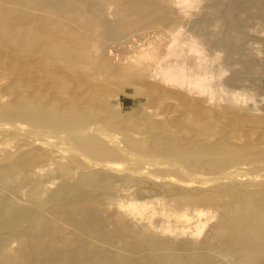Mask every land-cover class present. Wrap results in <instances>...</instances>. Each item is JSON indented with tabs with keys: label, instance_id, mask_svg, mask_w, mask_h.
Listing matches in <instances>:
<instances>
[{
	"label": "rangeland",
	"instance_id": "374dc122",
	"mask_svg": "<svg viewBox=\"0 0 264 264\" xmlns=\"http://www.w3.org/2000/svg\"><path fill=\"white\" fill-rule=\"evenodd\" d=\"M86 1L91 0H0V111H4L0 112V264H75L51 251L60 240L81 244L78 250L86 261L77 264L95 256L100 259V253L127 259L149 253L153 259L144 264H264V229L257 247L243 254L229 237L235 212L264 219V154L258 148V153L253 151L261 146L264 152V5L247 2L237 8L232 0H139L151 5L143 4L142 11L135 12L129 9V0H101L93 6L84 5ZM226 19V34L218 38ZM23 95L37 100H23ZM83 95L104 110L83 100ZM14 96L23 108L59 106L74 127L86 118L83 128L87 125L91 134L87 128L83 133L89 140L104 141L109 131L105 140L114 137L137 156H156L150 147L154 139L190 137L194 156L199 157L193 162L202 171L194 165L186 172L177 163L179 171L154 170L147 162H130L127 155L113 160L119 163L120 168L112 163L118 170L104 169L110 176L98 168H83L86 159L81 154L93 161L96 157L81 151L75 140H68L71 148L47 138L55 144L49 147L45 140L25 134L34 128L19 124ZM78 102L86 105L80 107ZM92 113L111 116L103 120L100 116L98 121ZM91 120L102 122L95 127ZM240 141L245 143L241 148ZM134 144H141L137 145L141 153L134 151ZM243 146L258 155L249 156L251 151ZM226 149L233 153L238 149L231 153L233 160ZM200 156L205 164L198 162ZM207 177L210 181L205 183ZM221 183L232 186L219 190ZM73 209L84 216L79 228L70 225ZM36 229L43 230L36 251L39 258L32 250L26 254L30 247L26 237Z\"/></svg>",
	"mask_w": 264,
	"mask_h": 264
},
{
	"label": "bare ground",
	"instance_id": "6f19581e",
	"mask_svg": "<svg viewBox=\"0 0 264 264\" xmlns=\"http://www.w3.org/2000/svg\"><path fill=\"white\" fill-rule=\"evenodd\" d=\"M97 1H101V0H91V1H86L85 3L84 2H82V3H84V5H87V6H91L92 4H95ZM128 1V0H127ZM141 1V0H140ZM143 1V0H142ZM145 1H147V0H144V2ZM237 2V8H238V6H240V7H242V5L243 4H246L247 2H252L253 4H262V6L264 5V0H232V2ZM139 2V0H129V5H128V7H129V9H134L135 10V12H140L139 10H141L142 11V9H143V2L140 4V2ZM150 2V1H149ZM149 2L147 3H145V4H149ZM229 2H230V0H229ZM44 3H46V2H44ZM144 4V5H145ZM119 5V4H118ZM149 5H151V4H149ZM258 5V6H259ZM48 6V5H47ZM93 6V5H92ZM95 6H97V5H95ZM120 6V5H119ZM234 6V5H233ZM244 6V5H243ZM118 7V6H117ZM126 7V6H125ZM45 8V7H44ZM48 8V7H47ZM146 8V7H145ZM231 8V7H230ZM229 8V9H230ZM235 8V7H234ZM233 8V9H234ZM122 10L123 9H125L124 7L123 8H121ZM120 9V10H121ZM45 10H47L46 8H45ZM97 10V9H96ZM228 10V9H227ZM240 10V9H239ZM126 11H127V9H126ZM234 11V10H233ZM232 11V12H233ZM121 12H123V11H121ZM102 13V12H101ZM104 13V12H103ZM102 13V14H103ZM230 13V12H229ZM234 13L235 12H233V14L232 13H230L231 14V16L230 17H232L233 15H234ZM101 14V15H102ZM118 14V13H117ZM122 14V13H121ZM225 15L227 14V12L226 13H224ZM119 15H120V13H119ZM217 15V14H216ZM220 15V14H219ZM91 16V15H90ZM221 16V15H220ZM89 17V16H88ZM222 17V16H221ZM234 17V16H233ZM76 18V17H75ZM91 18V17H90ZM223 18V17H222ZM230 19H232V18H230ZM235 20V19H234ZM110 23V22H109ZM221 23H222V30L219 32V35H218V38H220V37H222V35L226 32V30H225V26H226V24H227V19H226V23H225V21L223 20V21H221ZM229 26V25H228ZM232 26H230V28H231ZM228 29H229V27H228ZM226 34V33H225ZM215 40V39H214ZM214 40H213V42H214ZM238 40V39H237ZM228 49V48H227ZM223 52H224V50H223ZM6 53V52H5ZM3 55V54H2ZM1 55V56H2ZM3 57V56H2ZM1 59V58H0ZM26 80V79H25ZM25 82V81H24ZM75 85V84H74ZM13 87V86H12ZM19 88V87H18ZM74 88V87H73ZM75 88H77V87H75ZM47 89V88H46ZM91 89V88H90ZM74 90V89H73ZM76 90V89H75ZM48 91V90H47ZM70 92H72L71 90H70ZM80 92V91H79ZM82 93H83V91H81ZM17 93H19V92H17L16 91V94ZM70 94V93H69ZM72 95H73V92L71 93ZM79 94H81V93H79ZM18 95V94H17ZM66 95H68V93H66ZM78 95V94H77ZM76 95V96H77ZM16 96V95H15ZM13 97L12 99H11V101H13V99L14 98H16V97ZM19 97H20V95H18ZM24 96V95H23ZM35 96V95H34ZM19 97L17 98V100H19ZM25 97V96H24ZM33 97V96H32ZM32 97L30 96V97H28V98H24L23 100H26V99H28L29 100V98H31L30 99V101H33V99H34V101L35 100H37L36 98H33L32 99ZM71 97V96H70ZM78 97L79 98H81L82 99V97H80V95H78ZM74 99H75V97H74ZM77 100H78V98H76ZM80 99V101H82ZM87 100L88 99V101H89V99H91V98H88L87 97V99H86V97L84 98V95H83V100ZM16 100V99H15ZM13 101L14 103L12 104V105H14V108H15V103H16V105L17 104H19V103H22V102H19V101ZM20 100H22V99H20ZM40 100V99H39ZM19 102V103H18ZM37 102V101H36ZM66 102V101H65ZM64 102V103H65ZM74 102V101H73ZM90 103H93V105L96 103H94V102H92V101H89ZM38 103V102H37ZM67 103H69L68 101H67ZM83 103V102H82ZM23 104H25V102L23 103ZM66 104V103H65ZM71 104V103H70ZM69 104V105H70ZM74 104H76V103H74ZM79 106H80V104H81V102H78L77 103ZM187 104V103H186ZM6 105V104H5ZM11 104H9V106H10ZM20 105L21 104H19V107H17L18 109L17 110H15V114H16V117H17V119H18V121H19V124H20V122H24L23 123V125H27V126H30V127H32V128H34L33 130H29L28 128V130L26 131V133L25 134H27V135H29V136H32L33 138L35 137V139H39V141H41L42 142V140H40V139H43V142H44V140H45V142H44V145H48L49 147H52V146H54L55 144H53L52 142L50 143V141H48V139H50V138H55V139H57L58 141H60V143L59 144H61V142L62 141H64V142H66V143H68V144H70V146L71 145H73V144H71V143H69L70 141H68V140H71V139H73V140H75L77 143H78V145H79V147L81 148L80 150L81 151H83V152H85V154L87 153V154H89V155H91L90 157L91 158H94V157H96V158H98L100 161H97L96 160V158L94 159L95 161H93V160H90V159H88L85 155H82L81 154V156H83V158H85L86 159V162H85V164H83L81 167H87V169H92V168H98V169H100V170H102V171H104L103 172V174H106V175H109L110 176V174L109 173H107L105 170H112V171H116V170H118V168H120L119 166L120 165H118L119 163H117V162H113V160H116L119 156H126L127 155V158H129L130 159V162H132L133 163V160L135 159V160H140L138 163H141V161H142V163L144 162H147V163H149L148 165H147V167L149 166L150 167V165H151V167H154V170L155 169H157V170H159V171H161V169H166V168H172V171H173V168H174V170L175 171H179V169L177 168V167H175L174 165H176V163L178 164V165H180L181 167V170H185L186 172H187V170L190 168V167H193L196 163L195 162H193V160H198V158L196 159V157L194 156V154L196 153L195 152V150H193V148H191V145L190 144H192L191 143V141L192 140H190V137H188V138H186V136L184 137L185 139H174L173 138V136L172 137H170V136H163V137H161V138H157V139H154L153 141H152V144H151V146L150 147H152V149H151V151L153 152V154L154 155H156V156H151L150 158H149V156L147 157V156H145V157H143L144 155H146V154H142L141 153V151L142 150H140V148H138V146L137 145H139V144H134L135 146H133V147H135L136 149L134 150L135 152L136 151H140L139 153H141L140 155L138 154V156L137 155H135V154H133V152L132 153H130V152H128V150H125V148H123L122 147V145L121 146H119L120 145V141L118 140V139H116V138H114V137H112V138H110V136H109V139L108 140H110L109 142H107L106 143V141H108V140H105V134H106V132H105V134H104V136H103V138H104V141H103V139H102V137H101V139H94V140H89L88 138H87V135H89V134H91L90 133V131H88L89 129V127L87 128V125H86V128H87V131L89 132V134H87L86 135V133H83L84 131V129H86L85 127L83 128V125H85V123L86 122H88V120L86 121L85 119L86 118H84V120H82V119H78V118H80V117H75V116H73V114H72V116L73 117H75L76 119H78V121H80V120H82V122H81V124H79L80 126H76L78 129H79V131L80 132H78V133H76L75 132V130H76V127H74L73 125H72V119H68V120H70V121H68L67 120V118H65L64 116L66 115V113H65V111H66V109L64 110V108H63V110H64V112L63 113H65V114H62L60 111V109H62V108H59V106H58V109H57V107H56V109H55V107L53 108L52 106V110H47V109H45V108H43V107H30L29 108V106L28 105H25L27 108H23V106L24 105H21V108H20ZM64 105V104H63ZM78 105H76V109H77V111L79 112V110L80 109H78L77 108V106ZM82 105V104H81ZM83 105H86V103H83ZM82 105V106H83ZM93 105L91 106V104H90V106H89V104H88V107H90L89 108V110L91 109H94V108H91V107H93ZM99 105H101V104H99ZM97 106V103H96V105H94L96 108L98 107V109H99V107H100V109H101V106ZM1 106V105H0ZM18 106V105H17ZM45 106V105H44ZM50 106V105H49ZM78 106V107H79ZM186 106V105H185ZM3 107V106H2ZM4 107H6V106H4ZM11 107H13V106H11ZM60 107H62V104H61V106ZM70 107V106H69ZM68 107V108H69ZM71 107H74L73 108V111H75V105L74 106H71ZM71 107H70V110H71ZM81 107V106H80ZM187 107H188V105H187ZM1 108V107H0ZM10 108V107H9ZM46 108H48V106L46 107ZM7 109H8V106H7ZM49 109V108H48ZM54 109V110H53ZM88 109V108H87ZM98 109H96V110H98ZM99 109V110H100ZM3 110H6V109H3ZM60 110V111H59ZM68 110V109H67ZM96 110H95V115H96ZM101 110H104V109H101ZM107 110V109H106ZM1 111H2V109H1ZM0 111V112H1ZM72 111V110H71ZM72 111V113H74ZM83 111V110H82ZM85 111H86V109L84 110V112H82V113H85ZM88 111V110H87ZM93 111V110H92ZM169 111H171V109L169 110ZM2 112H4V111H2ZM69 111H67V113H68ZM77 112V113H78ZM99 112H101V111H99ZM102 112H104V111H102ZM201 112V111H200ZM10 113V112H9ZM77 113H75V114H77ZM82 113H81V115H82ZM90 113V112H89ZM98 113V112H97ZM108 113V112H107ZM110 113V112H109ZM116 113V112H115ZM1 114V113H0ZM8 114V113H7ZM7 114L5 115L4 114V116H5V120H6V118L7 117H9V116H7ZM69 114V113H68ZM100 114V113H99ZM104 114H106V113H104ZM103 114V115H104ZM3 114H1V116H2ZM10 115V114H9ZM70 115V114H69ZM78 115V114H77ZM76 115V116H77ZM79 115H80V113H79ZM84 115H88L87 113L86 114H84ZM90 115V114H89ZM94 116V113H92L91 114V116ZM102 114H100V116H101ZM67 116V115H66ZM90 116V118L93 120V117H91ZM99 115L98 116H94V117H97L98 118V121H99V119L102 117H100ZM108 116V115H107ZM106 115H104L103 117H102V120H103V118L105 117H107ZM109 116H111V115H109ZM108 116V117H109ZM115 116V115H114ZM83 117V116H82ZM88 117V116H87ZM100 117V118H99ZM11 118H12V121L13 120H17L16 118H15V116L13 117V116H11L9 119L11 120ZM14 118V119H13ZM75 118H73V120L75 119ZM126 118V117H125ZM2 119H4V117L2 118ZM8 119V118H7ZM88 119V118H87ZM95 119V118H94ZM111 119V118H110ZM91 120V121H92ZM108 120H109V118H108ZM107 120V121H108ZM113 120V119H112ZM8 121V120H7ZM76 121V120H75ZM94 121V120H93ZM90 122V123H94V126L97 124H99V123H101V122H98L97 120L95 121V122ZM106 120H105V123H108ZM118 121H120V120H118ZM16 122V121H15ZM15 122H14V124H15ZM98 122V123H97ZM117 122V121H116ZM10 123H12V122H10ZM74 123V122H73ZM115 123V122H114ZM2 124V123H1ZM1 124H0V126H1ZM13 124V123H12ZM76 124H78L77 123V121H76V123H75V125ZM88 124V123H87ZM116 124V123H115ZM22 125V124H21ZM92 125V124H91ZM91 125H89L90 127H92L93 128V126H91ZM112 125V124H111ZM2 126H5V125H2ZM156 126V125H155ZM154 126V127H155ZM6 128L7 127H9V129L7 128V130H10V128H12V127H10V126H5ZM5 127H4V129H5ZM18 127H21L20 125L18 126ZM25 127V126H24ZM95 127H97V126H95ZM118 127H120V126H118ZM159 127V126H158ZM157 126L155 127V128H158ZM13 128L14 129H16L14 126H13ZM22 129H23V127H21ZM47 128V129H46ZM48 128H51V130H52V128L53 129H55V131H56V129L58 130V129H62L63 130V132L64 131H66L65 133H62V132H54V130L53 131H51L50 129H48ZM92 128H90L91 130H92ZM99 128H101V127H99ZM175 128H177V127H175ZM203 128V127H202ZM17 129H19V128H17ZM78 129H77V131H78ZM95 131H96V129H97V131L98 132H100V133H103V132H101V130L99 129L98 130V128H93ZM128 129V128H127ZM160 128H158V129H156V131L157 130H159ZM178 129V128H177ZM180 129V128H179ZM6 130V129H5ZM21 130V129H20ZM26 130V129H25ZM61 130V131H62ZM93 130V131H94ZM104 130V129H103ZM130 130V129H129ZM167 130V129H166ZM201 130V129H200ZM15 131H18L19 132V130H15ZM23 131V130H22ZM58 131H60V130H58ZM86 131V130H85ZM160 131H161V129H160ZM159 131V132H160ZM180 131V130H179ZM204 131V130H203ZM92 132V131H91ZM126 132V131H125ZM129 132H131V131H129ZM184 132V131H183ZM215 132V131H214ZM116 133H118V132H116ZM128 133V132H127ZM96 134V133H95ZM108 134H109V131H108ZM108 134H106V136L108 135ZM113 134H114V132H113ZM164 134H166V133H164ZM173 134V133H172ZM185 134V133H184ZM94 135V134H93ZM99 135V134H98ZM118 135V134H117ZM116 135V136H117ZM122 135V134H121ZM130 135V134H129ZM167 135H170V134H167ZM183 135V134H182ZM198 135V134H197ZM100 136V135H99ZM99 136H97V137H99ZM101 136H102V134H101ZM133 136V135H132ZM175 136H177V135H175ZM174 136V137H175ZM96 137V138H97ZM122 137V136H121ZM181 137V136H180ZM48 138V139H47ZM193 138V137H192ZM216 138V137H215ZM224 138V137H223ZM107 139V138H106ZM194 139V138H193ZM197 139V138H196ZM260 139V138H259ZM259 139H258V141H255V143L256 142H258V144H259ZM131 140V139H130ZM219 140V139H218ZM248 140V139H247ZM247 140H245V141H247ZM257 140V139H256ZM131 141H134V140H131ZM131 141H130V143H131ZM195 141V140H194ZM216 141H217V138H216ZM216 141H214V142H216ZM252 141V140H251ZM42 142V143H43ZM201 141H199V143H200ZM209 142V141H208ZM214 142H212V143H210V144H212V145H216V144H218V143H220V141L219 142H216V144H213ZM243 142V141H242ZM242 142L240 141V143H239V146L240 145H242ZM249 141H247V143H248ZM55 143V142H54ZM66 143H64V144H66ZM133 143V142H132ZM135 143H137L136 141H135ZM139 143V142H138ZM206 143V142H205ZM222 143V142H221ZM246 143V144H247ZM250 143V142H249ZM248 143V144H249ZM58 144V143H57ZM143 144V143H142ZM202 144H204L203 143V141H202V143H200V145H202ZM207 144V143H206ZM223 144V143H222ZM222 144H219V146L220 145H222ZM229 144H230V142H229ZM232 144V143H231ZM230 144V147L232 146ZM245 143L243 142V145H244ZM253 143H250V145H252ZM141 145V144H140ZM139 145V146H140ZM223 145H225V144H223ZM228 145V144H227ZM233 145H235V142L233 143ZM66 146V145H65ZM68 146V145H67ZM66 146V147H67ZM192 146H193V144H192ZM206 146V145H205ZM207 146H209V143H208V145ZM206 146V147H207ZM218 146V147H219ZM226 146V145H225ZM224 146V147H225ZM236 146V145H235ZM238 146V145H237ZM259 146V145H258ZM64 147V146H63ZM73 146H71V148H72ZM202 147V146H201ZM200 147V148H201ZM204 147V146H203ZM205 147V148H206ZM213 147V146H212ZM230 147H229V149H230ZM234 146H232L231 148H233ZM244 147V146H243ZM252 147H253V145H252ZM259 147H261V146H259ZM259 147H255L254 149H253V151H255L257 148V150L259 151V153H261V155L262 154H264V152L261 150V148L259 149ZM61 148H62V146H61ZM70 148V149H71ZM144 148V147H143ZM200 148H199V151H200ZM205 148H204V150H205ZM211 147L209 146V149H210ZM235 148H237V147H235ZM234 148V149H235ZM240 148H241V146H240ZM245 148V150H246V152H247V149L249 148V151H251V149H250V147H248L247 146V148L246 147H244ZM126 149H127V147H126ZM131 149V148H130ZM138 149V150H137ZM198 149V148H197ZM211 149H213L214 150V148H211ZM211 149H210V151H211ZM215 149H218V148H215ZM229 149L227 150V152H230L229 151ZM63 150V149H62ZM68 150H69V148H68ZM72 150V149H71ZM201 150H202V148H201ZM206 150H208V148L206 149ZM205 150V151H206ZM221 150V149H220ZM219 150V152L222 154V150L220 151ZM233 150V149H232ZM238 150V149H237ZM237 150H233L234 151V153L237 151ZM245 150H240V152L239 153H241L242 152V154H243V152L245 153ZM257 150H256V152H257ZM73 151H75L76 152V150H74V148H73ZM73 151H72V153H73ZM132 151V150H131ZM203 151V150H202ZM209 151V152H210ZM216 151V150H215ZM201 152V151H200ZM199 152V153H200ZM252 152V151H251ZM250 152V154L248 153V155L249 156H251V155H253L254 153H256V152H252L251 153ZM82 153V152H81ZM137 153V152H136ZM146 153V152H145ZM197 153H198V150H197ZM198 153V154H199ZM202 154L203 153H206V152H201ZM200 153V154H201ZM208 153V152H207ZM211 154H214V151L213 152H210ZM226 153V152H225ZM231 153H233V152H230V155H229V157H230V159L231 160H233L232 158H231V156L233 157V154L231 155ZM238 153V152H237ZM258 153V152H257ZM256 153V154H257ZM76 154V153H75ZM215 154H217L216 152H215ZM214 154V155H215ZM227 154V153H226ZM241 154V155H242ZM74 155V154H73ZM78 155H79V153H78ZM141 155H143V156H141ZM214 155H211L212 157H210V159L212 158L213 159V161H215V159L213 158V156ZM236 155V154H235ZM247 155V154H246ZM247 155V156H248ZM258 155V154H257ZM139 156H141V157H139ZM194 156V159H192L191 157H193ZM202 156V155H201ZM200 156V157H201ZM224 157V155H221V157ZM237 156H239L240 157V155L238 154V155H236V157ZM242 156H244V155H242ZM246 156V157H247ZM264 156V155H263ZM204 157V156H203ZM203 157H201V159H199V161L198 162H200V160H202V162L201 163H203V160L205 159V158H203ZM205 157H207V156H205ZM209 157V156H208ZM220 157V158H221ZM235 157V156H234ZM254 157L256 158V156L254 155ZM82 158V157H81ZM126 158V157H125ZM227 158V157H226ZM225 158V159H226ZM249 158V157H248ZM259 158H261V157H259ZM73 159V158H72ZM76 159V158H75ZM229 159V158H228ZM237 158H234V160H236ZM240 159V158H239ZM74 160V159H73ZM84 160V159H83ZM122 160V159H121ZM126 160V159H125ZM124 159H123V161H125ZM132 160V161H131ZM217 161L219 160L218 158L216 159ZM242 162H243V157H242ZM253 160H256V159H253ZM253 160L251 161L252 162V164L251 165H253ZM258 160V159H257ZM79 161V160H78ZM77 161V162H78ZM117 161H118V159H117ZM137 161H134V162H137ZM191 161V162H190ZM207 161H208V159H207ZM212 161V162H213ZM237 161H239V160H237ZM259 161H260V159H259ZM259 161L257 162L258 164H260L259 163ZM264 160H262V162H263ZM83 162V163H84ZM208 162H211V161H208ZM219 162V161H218ZM218 162H216V163H218ZM221 162V161H220ZM224 162H226L225 160H224ZM234 162H236V161H234ZM261 162V161H260ZM76 163V162H75ZM79 163H80V161H79ZM112 163H117V167H115V166H113V164ZM122 163V162H121ZM228 163V162H227ZM239 163H241L240 161H239ZM244 163V162H243ZM247 163H249L250 164V161H248ZM246 163V164H247ZM256 163V162H255ZM122 164H124V162L122 163ZM136 164V163H135ZM134 164V165H135ZM198 164V163H197ZM203 164H205V163H203ZM209 164H211V163H209ZM257 164V165H258ZM137 165V164H136ZM199 165V164H198ZM198 165H195L193 168H195V170H199L200 169V166H198ZM219 165V164H218ZM256 164L254 165V167L255 166H257ZM125 166V165H124ZM206 166H208V164L206 165ZM210 166V165H209ZM212 166V165H211ZM249 166V165H248ZM253 167V166H252ZM251 167V168H252ZM198 168V169H197ZM261 168V167H260ZM105 169V170H104ZM134 169H136V168H134ZM138 169V168H137ZM190 169H192V168H190ZM206 169V168H205ZM168 170V169H167ZM171 170V169H170ZM201 170V169H200ZM199 170V171H200ZM204 170V169H203ZM141 171V170H140ZM192 171V170H191ZM202 171V170H201ZM158 172V171H157ZM166 172V171H165ZM189 172V171H188ZM205 172V171H204ZM229 172V171H228ZM232 172H233V170H232ZM232 172H230V176H233V174L231 175V173ZM244 172V171H243ZM119 173V172H118ZM132 173V172H131ZM143 173V172H142ZM170 173V172H169ZM191 173V172H190ZM226 173V175H227V171L225 172ZM225 173H223V174H225ZM239 173H240V171H239ZM134 174V173H133ZM176 174H177V172H176ZM175 174V175H176ZM178 174H180V173H178ZM197 174H199L198 172H197ZM214 174V173H213ZM221 174V173H220ZM222 174V175H223ZM229 174V173H228ZM237 172H236V176H237ZM242 174V173H241ZM149 175V174H148ZM161 175V174H160ZM193 175H195V174H193ZM217 174L215 173V175H213V176H216ZM226 175H224V177L226 176ZM234 175H235V172H234ZM157 176V178H159V177H161L162 178V180L163 179H165V178H163V177H165V176H158V175H156ZM217 176H219V175H217ZM221 176V175H220ZM220 176L219 177H216V178H220ZM230 176H227V177H230ZM236 176H234L235 177V179L237 178ZM246 176V175H245ZM155 177V176H154ZM167 178L165 179V180H167V179H169V177L168 176H166ZM176 177H177V175H176ZM202 177V176H201ZM201 177H199L201 180H202V178ZM212 177V176H211ZM210 176H209V178H211ZM241 176H239V179L238 180H241V178H240ZM244 177V176H243ZM242 177V180L245 178L246 179V177H244L243 178ZM248 177V176H247ZM178 178V177H177ZM180 178V177H179ZM195 178H196V176H195ZM198 178V177H197ZM196 178V179H197ZM208 178V177H207ZM208 178V179H209ZM212 178H214V177H212ZM211 178V179H212ZM222 178V177H221ZM231 178V177H230ZM230 178H228L229 180H230ZM249 178V177H248ZM251 178V177H250ZM172 179V178H171ZM204 180L206 179V178H203ZM227 179V178H226ZM226 179L224 178V180L226 181ZM254 179H256V178H254ZM160 180V179H159ZM170 180V179H169ZM168 180V181H169ZM180 180V179H179ZM199 180V179H198ZM201 180H200V184H201ZM207 180V179H206ZM213 180V179H212ZM211 180V181H212ZM217 180V179H216ZM222 180V179H221ZM220 179H219V181H221ZM228 180V181H229ZM233 180V179H232ZM264 180V179H263ZM263 180H261V181H263ZM210 181V179L207 181V182H205V183H208ZM214 181V180H213ZM223 181V180H222ZM228 181H226L227 183H228ZM235 181V180H234ZM251 181V180H250ZM259 181H260V178H259ZM175 182H177L176 181V179H175ZM180 182V181H179ZM181 182H183V181H181ZM198 182V181H197ZM196 182V183H197ZM230 183L232 182L231 180L229 181ZM236 182V181H235ZM254 182V181H253ZM184 183V182H183ZM187 183V182H186ZM213 183V182H212ZM216 183V182H215ZM225 183V182H224ZM230 183L229 184H224V185H222V183H221V185H220V189L219 190H228V189H230V187L232 186V185H230ZM234 183V182H233ZM237 183H239V181L237 182ZM219 184V183H218ZM184 185L185 186H187L185 183H184ZM188 185H190V184H188ZM198 185V184H197ZM202 185V184H201ZM213 185V184H212ZM235 185V184H234ZM200 186V185H199ZM204 186V185H203ZM83 209H85V210H90L89 208H86V207H84ZM75 209H73V210H70L69 212H71V218L69 219L70 220V225L71 226H75V227H80V226H82V221L84 220V216L83 215H79V214H76L75 213V211H74ZM254 214H256V213H254ZM253 217H256V218H253ZM229 228H230V230H231V232L229 233V237H230V240H233V241H235L236 242V244H237V248H238V250H239V253L241 254H243V253H246V251H250V250H252V249H254V248H256L257 247V244H258V240H259V238H260V235H262L261 234V232L263 231V229H264V219L261 217V215L260 216H255V215H253V214H248V215H242V214H239L238 212H235V214H233V216L230 218V222H229ZM49 230V229H48ZM41 231H43V230H38V229H36V230H34V231H32L27 237H26V239H27V243L29 242L30 243V247H29V249H26L27 250V252H26V254L29 252V251H31L32 250V254H34L35 256L37 255V254H39V253H36V251L38 250V247L40 246V239H39V234H40V232ZM233 234H235V235H233ZM52 239V238H51ZM226 239V238H225ZM53 240V239H52ZM39 241V242H38ZM47 241H49V242H51L50 240H47ZM233 243V242H232ZM81 246V244H76V243H74V244H72V243H66V242H64L63 240H60L59 242H57V245H56V247L53 249V250H51V251H57L62 257H70V260H71V262H73V263H75V264H77V263H79L80 261H82V260H84V261H86V259H85V256H84V253H82V251H80V250H78V248ZM221 247H223V246H221ZM230 247H231V245H230ZM230 247H228V248H230ZM139 249V251L138 252H142L143 251V253H145L144 251H146V250H144L143 248H138ZM48 249L46 250V252L44 253V256H43V258H42V260L43 259H45V255L46 254H48ZM69 252H74V254H70ZM41 253V252H40ZM102 256H99V258L100 259H98L97 258V256H95V257H92L86 264H117V263H119V262H121V263H126V264H144V262L147 260H152L153 259V257L149 254V253H147V254H143L141 257L139 256V257H132V258H129V259H127V258H123V257H120L119 258V256L118 255H116V254H110V255H112V256H110V257H106V256H109L108 254H104V253H100ZM100 254H98V255H100ZM28 255H31V253L30 254H28ZM236 255V254H235ZM229 256V255H228ZM259 256V255H258ZM40 257V254L38 255V258Z\"/></svg>",
	"mask_w": 264,
	"mask_h": 264
}]
</instances>
